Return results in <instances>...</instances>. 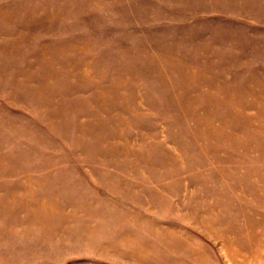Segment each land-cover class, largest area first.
Returning <instances> with one entry per match:
<instances>
[{
    "label": "rangeland",
    "instance_id": "1",
    "mask_svg": "<svg viewBox=\"0 0 264 264\" xmlns=\"http://www.w3.org/2000/svg\"><path fill=\"white\" fill-rule=\"evenodd\" d=\"M0 264H264V0H0Z\"/></svg>",
    "mask_w": 264,
    "mask_h": 264
}]
</instances>
